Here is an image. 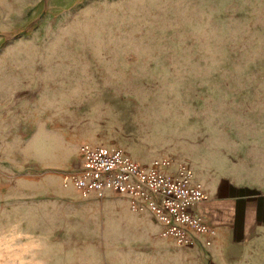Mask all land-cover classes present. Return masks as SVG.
I'll return each mask as SVG.
<instances>
[{"label": "rangeland", "instance_id": "rangeland-1", "mask_svg": "<svg viewBox=\"0 0 264 264\" xmlns=\"http://www.w3.org/2000/svg\"><path fill=\"white\" fill-rule=\"evenodd\" d=\"M83 144L264 184V0H0V264L220 262L78 192Z\"/></svg>", "mask_w": 264, "mask_h": 264}, {"label": "built area", "instance_id": "built-area-1", "mask_svg": "<svg viewBox=\"0 0 264 264\" xmlns=\"http://www.w3.org/2000/svg\"><path fill=\"white\" fill-rule=\"evenodd\" d=\"M80 155L72 182L82 195L116 190L132 210L153 215L164 238L181 246L211 244L212 227L197 209L210 195L188 162L158 157L145 165L122 148L90 144L81 145Z\"/></svg>", "mask_w": 264, "mask_h": 264}, {"label": "crops", "instance_id": "crops-1", "mask_svg": "<svg viewBox=\"0 0 264 264\" xmlns=\"http://www.w3.org/2000/svg\"><path fill=\"white\" fill-rule=\"evenodd\" d=\"M231 186L221 183L215 189L206 187L210 197L197 208L212 227L208 248L212 260L220 261L213 264L246 261L252 247L259 256L264 251V184L237 193L228 192Z\"/></svg>", "mask_w": 264, "mask_h": 264}]
</instances>
